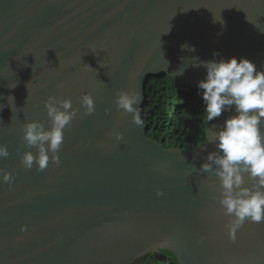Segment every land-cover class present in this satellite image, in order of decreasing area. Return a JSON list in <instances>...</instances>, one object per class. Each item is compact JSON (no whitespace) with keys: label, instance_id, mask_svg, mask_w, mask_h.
<instances>
[{"label":"water","instance_id":"water-1","mask_svg":"<svg viewBox=\"0 0 264 264\" xmlns=\"http://www.w3.org/2000/svg\"><path fill=\"white\" fill-rule=\"evenodd\" d=\"M233 56L264 69V0H0V144L10 152L0 169L13 176L11 187L0 176V264H135L149 254L154 264H264V223L230 239L217 177L199 171L224 116L193 150L165 146L145 123L151 77L197 88L206 70L194 61ZM119 90L143 96L142 127L117 109ZM49 96L79 112L60 166L26 169L21 157L38 150L22 128L51 127Z\"/></svg>","mask_w":264,"mask_h":264},{"label":"clouds","instance_id":"clouds-1","mask_svg":"<svg viewBox=\"0 0 264 264\" xmlns=\"http://www.w3.org/2000/svg\"><path fill=\"white\" fill-rule=\"evenodd\" d=\"M214 22H217L215 18ZM219 22L224 24L223 20ZM187 47L181 45L182 49ZM191 51H195L194 47ZM213 56L219 57L220 53L214 52ZM194 66L206 70L204 78L197 83V95L202 99L206 121L214 122L224 116L219 126L213 124L215 132L209 129L208 142L215 145V150L207 154L199 171L217 177L219 194L216 199L224 215L230 217L227 234L235 240L237 231L246 222L264 223V69H258L246 57L235 56L197 60ZM178 74L182 75L183 69ZM17 83L7 86L14 89ZM80 100L85 114L95 113L96 104L91 93H85ZM142 102L143 96L137 91L119 90L115 98L117 109L131 114L132 123L138 127L143 125ZM7 103L12 110L15 97L7 96ZM3 107L0 105V110ZM45 107L50 128L39 121L27 122L22 128L26 146L38 151L36 154L25 152L21 164L26 169L36 165L41 172L50 162L60 166L59 150L65 139L64 130L79 112L73 107L71 98L49 96ZM116 138L122 139V134H117ZM9 155L7 145L0 144V158ZM0 176L11 187L12 174L0 169ZM157 195L162 196L163 192L158 191Z\"/></svg>","mask_w":264,"mask_h":264},{"label":"trees","instance_id":"trees-1","mask_svg":"<svg viewBox=\"0 0 264 264\" xmlns=\"http://www.w3.org/2000/svg\"><path fill=\"white\" fill-rule=\"evenodd\" d=\"M145 123L152 137L167 147L193 150L206 137L207 127L202 99L197 88L186 89L168 75L151 77L147 84Z\"/></svg>","mask_w":264,"mask_h":264},{"label":"flooded vegetation","instance_id":"flooded-vegetation-1","mask_svg":"<svg viewBox=\"0 0 264 264\" xmlns=\"http://www.w3.org/2000/svg\"><path fill=\"white\" fill-rule=\"evenodd\" d=\"M166 254H168L170 256L169 253H166ZM154 257H155V254H149L147 256H144V257L138 259L135 264H145L146 262L153 260Z\"/></svg>","mask_w":264,"mask_h":264},{"label":"built area","instance_id":"built-area-1","mask_svg":"<svg viewBox=\"0 0 264 264\" xmlns=\"http://www.w3.org/2000/svg\"><path fill=\"white\" fill-rule=\"evenodd\" d=\"M145 264H154V263H152L151 261H148V262H146ZM158 264H170V261H169V260H166L165 262H163V263H158Z\"/></svg>","mask_w":264,"mask_h":264}]
</instances>
